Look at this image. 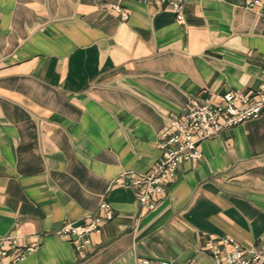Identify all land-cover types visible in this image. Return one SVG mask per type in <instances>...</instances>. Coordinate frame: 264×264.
<instances>
[{
  "label": "crops",
  "instance_id": "0c3cea01",
  "mask_svg": "<svg viewBox=\"0 0 264 264\" xmlns=\"http://www.w3.org/2000/svg\"><path fill=\"white\" fill-rule=\"evenodd\" d=\"M0 0V240L35 245L14 264H211L207 240L264 245V112L201 145L155 210L115 184L159 160L166 120L191 98L254 90L264 16L243 0L167 5ZM111 204L84 254L57 235ZM6 247V246H5Z\"/></svg>",
  "mask_w": 264,
  "mask_h": 264
},
{
  "label": "built area",
  "instance_id": "2783aa9c",
  "mask_svg": "<svg viewBox=\"0 0 264 264\" xmlns=\"http://www.w3.org/2000/svg\"><path fill=\"white\" fill-rule=\"evenodd\" d=\"M110 9L122 20L128 14L120 6L123 1L141 4L162 3L168 6L178 24L184 23V6L198 0H117ZM223 1V0H220ZM243 7L264 16V0H243ZM264 112V67L259 72V85L249 92L226 91L212 94L204 100H188L181 116L170 117L160 133L158 148L160 158L146 173H125L115 184L128 186L137 192L138 203L147 212L155 210L164 196L169 182L176 178L179 166L185 162L197 163L202 159L201 145L204 141L218 136L221 132L250 120ZM99 214L89 216L85 223H65L57 235L68 238L76 252L84 254L92 234L99 233L106 223L114 218L111 204L101 201ZM6 246V247H5ZM207 251L211 264H264V245L259 249L244 250L233 238L224 237L218 242L207 240ZM35 245L19 244L16 238L0 240V264L22 262L34 252ZM136 264H172L169 261L139 260ZM197 264V263H190Z\"/></svg>",
  "mask_w": 264,
  "mask_h": 264
}]
</instances>
